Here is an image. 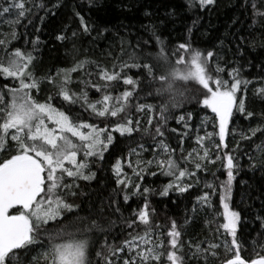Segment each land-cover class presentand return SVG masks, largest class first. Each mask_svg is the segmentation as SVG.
<instances>
[{
	"label": "snow or ice",
	"instance_id": "obj_1",
	"mask_svg": "<svg viewBox=\"0 0 264 264\" xmlns=\"http://www.w3.org/2000/svg\"><path fill=\"white\" fill-rule=\"evenodd\" d=\"M89 2L91 3V0ZM245 2L252 9L253 16L264 18V7H261L264 0H245ZM28 3L29 0H6L5 3H0V19L9 26L12 40L17 37L15 26L19 25L31 11L27 7ZM214 3L215 0H189L188 7L198 5L204 9ZM58 6L57 4L53 7ZM40 7L44 5L41 4ZM13 16L14 19L10 18ZM80 23L83 31L88 33L90 29L82 16ZM153 35L155 36V32ZM65 38L64 35L56 37L59 41H64ZM156 40L160 49L153 59L168 63L169 57L164 41L159 37H156ZM10 43L11 40L7 38L0 39V50L4 53L0 56V79L9 82L0 87V113L3 114L0 117V151H4L5 145L10 142L15 146L14 154L0 160V264H19L20 256L30 253L35 254L31 255L29 264H93L90 257L96 244L100 245V251L94 253L96 264H116L113 257H118L125 249L135 255L132 259H124L123 264H185L182 233L176 221H172L170 229L166 232L167 241L160 236L153 240L151 211L147 199L152 190L147 187L142 188L141 183H133L124 173L121 160L116 161L112 170L116 177V185L123 192L124 202L128 203L132 195L144 197L142 207L133 212L136 220L129 221L127 226L133 228L138 221L146 226L143 235L131 236L130 233L131 239L123 241L121 247L108 244L106 236L105 242L101 244L97 234H106L108 229L96 217L81 216L77 210L78 206L69 203L65 198L66 193L76 195L71 191L73 187H79L75 183L76 180L90 181L95 178V173L90 170V161L93 158L104 159V152L114 141L113 133L132 136L134 132L141 130L140 120L134 121L129 115L133 106L137 112L148 115V127L145 131H150L157 109L149 103L137 102L133 105L132 100L138 94L140 80L127 75L126 70L131 69H136L140 77L158 81L160 87L157 89V94L167 93L173 100L177 95L175 87L177 81L197 84L202 90L199 93L202 99L197 103L213 114L211 120L214 129L213 131L205 129L204 135H199L198 129L195 143L199 148H194L186 155L183 154V139H181L182 155L180 160H177L174 158L176 150L170 148L164 139H156L165 137L163 129L169 119L166 115L168 105L161 106L153 136L155 141L153 159L147 161L137 159L135 167L129 161L128 167L133 169V175L141 182L144 175L155 176L156 172L147 171L155 164L160 174L174 178L160 192L161 196H167L170 190L187 192L192 185L184 183L186 179H191L197 172L206 170L207 164L220 161L227 179L218 186L223 222L217 225V231L223 229L226 235L221 243L206 242L207 247H202V243L205 242L193 244L187 241L191 256L194 258L204 256L207 264V256L217 258L216 250L223 248L225 259L221 264H264V244L257 245L256 241H253V248H259L256 258L248 260L241 254L243 244L238 238V232L242 217L241 213L231 208L229 203L238 164L230 152L222 154L220 152L221 149L228 147L226 138L232 131L229 125L235 122L234 117L240 115L246 120H251L256 115L246 103L247 88L251 82L240 78L238 68L227 71L226 75L229 78L225 79L221 75L225 73V68L217 63L213 75L209 65L215 54L212 51L203 53L193 49L189 43L183 42L175 49V64L183 65V68L170 66L165 74L158 75L151 60H143L140 54L133 50L128 54L127 60L118 66L114 64L112 71L96 65L95 74L105 82L103 85L80 81L85 84V88L92 87L101 93V99L89 101L86 90L77 94L70 90L69 85L73 83V73L82 71L87 64L94 62L78 61L70 68L59 70L54 76L37 77L33 71L36 57L32 52L21 50L18 46L10 48ZM31 43L33 50H36L40 43L39 38ZM137 43L143 48L147 42ZM117 67L119 71L116 70ZM92 74L87 73L89 76ZM112 82L117 84L122 82L123 85L130 86V90H123L119 95L113 96L108 91ZM44 83L55 87L56 95L63 101L69 104L82 101L86 111L90 110L94 116L109 120L110 123L101 127L74 118L69 113L54 107L51 102L54 99L52 95H49L44 102H40L35 98L34 93L38 94ZM254 95L264 101V86L256 88ZM173 106L180 105L174 103ZM261 115L264 116V113ZM186 116L187 120H191L192 113L179 115L177 123L183 122V126L191 131ZM118 117L120 119H116ZM208 120L209 118L205 117L201 121L202 125H206ZM171 131L177 130L171 129ZM249 132L251 135L242 133L241 138L250 140L257 132L264 134V126L258 125L253 128L249 125ZM187 135V132L183 133V136ZM217 136L218 141L214 139ZM205 141H212L217 149L215 156L211 154ZM139 147L147 150L143 144ZM132 152L139 156L136 149ZM181 161L184 164H192L194 170L182 166ZM252 167L255 165L253 164ZM67 178H71V182H68ZM129 188L132 189L131 193L128 192ZM205 188L210 191L197 197V205L210 209L213 207L211 197L216 195L217 186L206 183ZM197 210L193 208L194 212ZM116 211H119V208ZM65 213L73 214L69 218L71 231L64 228L55 233L50 232L49 225L64 221ZM213 215L215 216L216 213ZM258 219L261 220V228H264V217ZM213 222V220L208 221L209 224ZM42 234L46 237L47 243L41 238ZM227 237H230V240ZM38 248L41 250L37 252Z\"/></svg>",
	"mask_w": 264,
	"mask_h": 264
},
{
	"label": "trees",
	"instance_id": "obj_2",
	"mask_svg": "<svg viewBox=\"0 0 264 264\" xmlns=\"http://www.w3.org/2000/svg\"><path fill=\"white\" fill-rule=\"evenodd\" d=\"M5 2L6 0H0V3ZM188 2L189 0H91V3L89 0H29L27 7L31 11L19 25L15 26L16 39H11L9 26L2 19H0V39L11 40L10 48L18 46L21 50L32 52L36 57L33 71L37 77L54 76L59 70L70 68L78 61L94 62L87 64L82 71L73 73V83L69 85L70 90L77 94L86 90L89 101L101 99V93L92 87L85 88V84L80 81L103 85L105 82L95 74L96 65L112 71L113 65L118 66L127 60L128 54L133 50L139 53L143 60H151L158 75L165 74L170 66L183 68V65L175 64V49L183 42L189 43L195 50L203 53L212 51L215 54L209 65L213 75L217 63L225 68V73H221L225 79L229 78L226 75L227 71L238 68L240 78L251 82L247 88L246 103L256 115L251 120H246L240 115L234 117L235 122L229 125L232 131L226 138L228 147L221 149L220 152L221 154L230 152L238 164L229 203L231 208L241 213L242 224L238 232V238L243 244L241 254L251 260L256 258V253L259 251L258 247L253 248V241H256L257 245L264 244V228H261V220L258 219L264 217V150H262L264 134L257 132L250 140L242 139L241 134L251 135L249 125L253 128L258 125L264 126V116L261 115L264 113V101L254 95L256 88L264 86V18L253 16L252 9L245 0H215L214 5L204 9L198 5L188 7ZM41 4L44 7H40ZM57 4L58 7H53ZM261 7H264V4ZM81 16L90 29L88 33H85L81 27ZM10 18L14 19V16ZM254 21L257 23L254 24ZM58 35H64L65 40H57ZM37 37L40 43L36 50H33L31 42ZM156 37L164 41L169 57L168 63L153 59L160 49ZM138 41L147 43L141 48L138 46ZM3 54L0 50V56ZM116 70L119 71V68L117 67ZM126 72L127 75L140 80L138 94L132 100L133 105L137 102L149 103L157 109L151 129L145 131L148 127V115L137 112L133 106L129 115L134 121L140 120L141 130L134 132L132 136L113 133L114 141L104 152V159L93 158L90 161V170L95 173V178L90 181L76 180L75 183L79 187H73L71 190L76 195L66 193L65 198L69 203L78 206L77 210L81 216L96 217L108 229L106 234H97L101 244L105 242L106 236L108 244L121 247L123 241L130 240L131 236L143 235L146 226L138 221L133 228L127 226L129 221L136 220L133 212L142 207L144 197L132 195L128 203L124 202L123 192L117 187L112 170L116 161L121 160L124 173L133 183H141L142 188L147 187L152 190L147 199L151 211L153 240L160 236L167 241L166 232L170 229L172 221H176L182 233L185 264H206L204 256L198 258L191 256L186 242L191 241L193 244L205 242L202 243V247H207L206 242L221 243L226 235L223 229L217 231V225L223 222L218 186L227 179L221 162L207 164L206 170L197 172L191 179H186L184 183L192 185L187 192L170 190L167 196H161L160 192L165 185L173 181V177L160 174L159 169L153 164L147 171L156 172L157 175H144L141 182L133 175V169L128 167V162L131 161L135 167L137 159L141 161L153 159L155 144L153 136L161 106L168 105L166 115L169 119L163 129L165 137L156 139H164L170 148L175 149L174 158L177 160H180L182 155L181 139H183V154L186 155L194 148H199L195 143L198 129L199 135H204L205 129L214 130L211 120L213 114L197 103L202 99L199 94L202 90L194 82L177 81L175 85L177 95L173 100L167 93L157 94V89L160 87L158 81L140 77L136 69ZM87 73L93 74L89 76ZM6 83L9 82L0 79V87ZM126 89L130 90V86L123 85L122 82L119 84L112 82L108 91L116 96ZM56 91L55 87L44 83L41 85V91L34 95L40 102H44L49 95H52L54 99L51 102L54 107L69 113L74 118L101 127L110 123L109 120L94 116L90 110L86 111L82 101L75 104L63 101L56 95ZM174 103L180 106L174 107ZM188 112L192 113L191 120H187L186 116L191 131L183 126V122L177 123L178 116ZM2 115L0 113V117ZM205 117L209 118L208 123L202 125L201 121ZM171 129L177 131L173 132ZM185 132L188 133L187 136H183ZM232 132L235 134L233 135ZM214 139L218 141V136ZM141 144L147 149L146 151L139 147ZM205 144L215 156L217 149L212 141H205ZM133 149H136L139 156L132 152ZM14 152V144L11 142L6 144L4 151H0V160L10 157ZM80 157L82 158V153ZM181 163L182 166L194 170L192 164H184L183 161ZM253 164L255 167H252ZM67 181L71 182V178H67ZM206 183L217 186L216 195L211 197L213 207L210 209L197 205V197L210 191L205 188ZM128 192L131 193L132 189L129 188ZM194 207L198 209L195 212ZM117 208L119 211H116ZM64 215V221L49 225L50 232L55 233L64 228L71 231L69 218L73 214ZM209 220L214 222L209 224ZM41 238L47 243L43 234ZM227 239L230 240V237ZM40 250L38 248L37 252ZM95 251H100L99 244L94 246L93 255L90 257L93 264H96ZM216 251L218 257L207 256V264H221L225 259L223 248ZM34 254H22L19 264H29L31 255ZM134 255L135 253L130 254L128 249H125L113 259L116 264H123L124 259H132Z\"/></svg>",
	"mask_w": 264,
	"mask_h": 264
},
{
	"label": "rangeland",
	"instance_id": "obj_3",
	"mask_svg": "<svg viewBox=\"0 0 264 264\" xmlns=\"http://www.w3.org/2000/svg\"><path fill=\"white\" fill-rule=\"evenodd\" d=\"M15 147V146H14Z\"/></svg>",
	"mask_w": 264,
	"mask_h": 264
}]
</instances>
